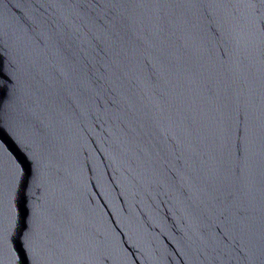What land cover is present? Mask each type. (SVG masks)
<instances>
[{"label":"water","instance_id":"water-1","mask_svg":"<svg viewBox=\"0 0 264 264\" xmlns=\"http://www.w3.org/2000/svg\"><path fill=\"white\" fill-rule=\"evenodd\" d=\"M0 54V264H264V0H0Z\"/></svg>","mask_w":264,"mask_h":264},{"label":"snow or ice","instance_id":"snow-or-ice-1","mask_svg":"<svg viewBox=\"0 0 264 264\" xmlns=\"http://www.w3.org/2000/svg\"><path fill=\"white\" fill-rule=\"evenodd\" d=\"M2 66H3V56L2 54H0V73H3ZM0 92H2V88H0ZM2 100H3V96L0 95V104H2ZM4 134H6L5 129L3 125L0 124V140H2V137ZM21 155H24V154L21 153ZM24 159L27 160V157L24 156ZM21 186H23V184ZM24 227H27V225L25 224ZM19 252H20V255L18 256V264H30V260L28 257V250L26 246L24 245L23 241H21Z\"/></svg>","mask_w":264,"mask_h":264}]
</instances>
